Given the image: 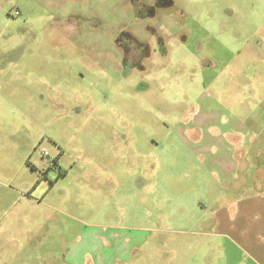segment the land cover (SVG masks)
Here are the masks:
<instances>
[{
	"label": "rangeland",
	"instance_id": "374dc122",
	"mask_svg": "<svg viewBox=\"0 0 264 264\" xmlns=\"http://www.w3.org/2000/svg\"><path fill=\"white\" fill-rule=\"evenodd\" d=\"M129 1L0 0V264H188L212 199L235 207L196 153L204 132L250 129L238 178L264 172V0H175L145 21ZM145 24L167 54L111 60L122 27L155 44ZM95 235L99 255H68Z\"/></svg>",
	"mask_w": 264,
	"mask_h": 264
},
{
	"label": "crops",
	"instance_id": "0c3cea01",
	"mask_svg": "<svg viewBox=\"0 0 264 264\" xmlns=\"http://www.w3.org/2000/svg\"><path fill=\"white\" fill-rule=\"evenodd\" d=\"M221 132L211 128L204 132V139L196 145L197 154L205 156L204 163L209 162L213 173L217 171L218 183L222 184V193L232 192V204L229 208L219 197L212 199L214 210L213 219H203V227L198 231L196 249L194 243L188 246V264H264V172L258 170L255 165L254 173L250 178L246 176L238 178L240 163L234 158L237 150L245 151L251 146L250 137L252 131L245 130L242 126L223 124ZM244 161V160H243ZM52 166L54 164L51 163ZM212 173V174H213ZM198 174L192 173V178ZM199 179V178H197ZM252 180L251 193L245 189ZM205 193L210 191V185L201 182ZM218 189V188H217ZM237 192V195H236ZM219 195V194H218ZM216 195V196H218ZM236 195V197H235ZM220 199V200H219ZM147 229V228H145ZM81 235V234H80ZM95 238L81 236L67 249L68 255H83L82 249L93 255H99L96 249ZM102 238V237H101ZM109 248H115L111 255H119L123 250L124 239L117 234L112 239L102 238ZM129 240L130 237L126 236ZM84 241V242H83ZM92 251V252H91ZM123 252V251H122ZM102 255V254H100ZM122 255V254H121Z\"/></svg>",
	"mask_w": 264,
	"mask_h": 264
},
{
	"label": "flooded vegetation",
	"instance_id": "af4514ba",
	"mask_svg": "<svg viewBox=\"0 0 264 264\" xmlns=\"http://www.w3.org/2000/svg\"><path fill=\"white\" fill-rule=\"evenodd\" d=\"M129 2L137 19L142 21L150 18L158 19L159 11L172 9L175 4V0H130ZM145 27L155 37L154 45L150 39L132 33L129 27H122L113 38L114 48L106 49V52L115 53V56L111 55V60L116 57L121 66L144 71L147 69V62L152 61L156 54L165 56L168 52L166 45L168 38L158 31L159 28L147 24L144 25Z\"/></svg>",
	"mask_w": 264,
	"mask_h": 264
},
{
	"label": "built area",
	"instance_id": "2783aa9c",
	"mask_svg": "<svg viewBox=\"0 0 264 264\" xmlns=\"http://www.w3.org/2000/svg\"><path fill=\"white\" fill-rule=\"evenodd\" d=\"M19 13V11H16V14H18ZM48 154V152H45V155H47ZM52 163V162H51Z\"/></svg>",
	"mask_w": 264,
	"mask_h": 264
}]
</instances>
